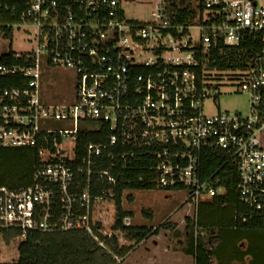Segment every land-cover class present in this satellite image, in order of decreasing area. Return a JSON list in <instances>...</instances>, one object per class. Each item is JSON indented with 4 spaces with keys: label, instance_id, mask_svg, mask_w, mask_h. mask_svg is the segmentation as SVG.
Wrapping results in <instances>:
<instances>
[{
    "label": "built area",
    "instance_id": "1",
    "mask_svg": "<svg viewBox=\"0 0 264 264\" xmlns=\"http://www.w3.org/2000/svg\"><path fill=\"white\" fill-rule=\"evenodd\" d=\"M122 3L0 0V40L31 47L0 56L18 62L0 64V149L37 158L30 185L0 188V229L94 237L92 203L114 198L120 178L186 190L196 211L226 194L232 171L264 229V0H184L178 9L195 11L185 15L161 0L142 22ZM48 70L76 76L73 99H52ZM230 85L248 96L247 115H206ZM209 152L224 158L205 177Z\"/></svg>",
    "mask_w": 264,
    "mask_h": 264
},
{
    "label": "trees",
    "instance_id": "2",
    "mask_svg": "<svg viewBox=\"0 0 264 264\" xmlns=\"http://www.w3.org/2000/svg\"><path fill=\"white\" fill-rule=\"evenodd\" d=\"M167 1L172 12L183 15L195 12L191 6L180 11L181 0ZM5 32L9 34V31ZM6 62L18 64L11 56L0 57V64ZM84 140L98 142V138L86 137ZM223 158L220 152L206 153L202 164L204 176L214 174ZM36 161L35 153L30 150L0 149V188L30 185ZM140 167L144 165L137 164L135 169L140 170ZM223 186L226 189L224 196L199 204L195 216L186 219L189 234L184 254L192 257L195 264H264L261 219L239 202L235 171L223 181ZM141 190L155 189L148 180L140 181L137 175H133L118 180L114 198L93 201L90 220L98 241L85 232L24 234L0 229V264H121L143 242L170 228L166 223L159 228L124 225V219L133 217V214L124 210L123 194ZM132 201L129 196L128 202ZM242 215L249 220L243 222ZM244 241L247 245L241 250L238 245Z\"/></svg>",
    "mask_w": 264,
    "mask_h": 264
},
{
    "label": "rangeland",
    "instance_id": "3",
    "mask_svg": "<svg viewBox=\"0 0 264 264\" xmlns=\"http://www.w3.org/2000/svg\"><path fill=\"white\" fill-rule=\"evenodd\" d=\"M159 1L161 0H123L122 8L128 19L140 22L148 21L153 4ZM187 1L188 4H192L195 7H197L199 2V0ZM25 41V38L19 34L6 41L0 40V56L9 52L22 53L29 51L31 47ZM222 75L230 77L231 73L224 72ZM76 83V76L69 71L48 70L45 75V86L54 101L73 99ZM248 108V96L237 93L234 87L230 85L221 86L220 96L214 102L208 101L204 109L205 114L209 116L226 112L230 114L239 113L245 116L248 113ZM187 194L186 190L173 191L171 193H164L160 190L126 191L123 195V208L125 211L133 213L132 227L148 226L159 228L162 223H166L170 226L169 230H161L167 232L164 234L166 237L165 243L173 248L175 252H183L188 246L187 236L189 231L186 230V219L195 216L194 210H191L189 214H184V217L182 216L184 210L180 207L182 204L186 206L184 203L186 202ZM131 195L134 197V202L132 203L128 202V197ZM179 208L180 212H176ZM169 217H171L172 221H164ZM180 217L182 219H178ZM246 245L247 243L244 241L238 245V248L243 250ZM234 264L240 263L234 262Z\"/></svg>",
    "mask_w": 264,
    "mask_h": 264
},
{
    "label": "crops",
    "instance_id": "4",
    "mask_svg": "<svg viewBox=\"0 0 264 264\" xmlns=\"http://www.w3.org/2000/svg\"><path fill=\"white\" fill-rule=\"evenodd\" d=\"M163 192L171 193L169 191H163ZM132 202H134V197ZM182 206L180 207L183 208L182 210H184L182 216L186 213L188 214L191 213V210L195 211V209L190 205L186 204L185 206L182 204ZM180 208L178 209L179 211L177 210L176 212H180ZM128 213H132V212H128ZM181 217L178 219H182L184 216L182 218ZM129 218L131 219V221L132 219H134V217H129ZM167 220L172 221L171 217L165 219L164 221ZM140 227H146V226H140ZM165 233L167 232L161 231V233L158 236L151 237L150 239L143 242L134 252H132L127 257V259L124 260V262L122 261L121 264H195V261L192 257L184 254V250L183 252L182 251L175 252L173 248H171L169 245H167V243H165L166 240V237L164 236ZM248 260L249 259H247V261Z\"/></svg>",
    "mask_w": 264,
    "mask_h": 264
},
{
    "label": "water",
    "instance_id": "5",
    "mask_svg": "<svg viewBox=\"0 0 264 264\" xmlns=\"http://www.w3.org/2000/svg\"><path fill=\"white\" fill-rule=\"evenodd\" d=\"M181 1H184V0H181Z\"/></svg>",
    "mask_w": 264,
    "mask_h": 264
}]
</instances>
